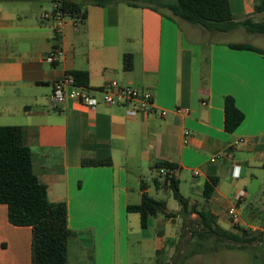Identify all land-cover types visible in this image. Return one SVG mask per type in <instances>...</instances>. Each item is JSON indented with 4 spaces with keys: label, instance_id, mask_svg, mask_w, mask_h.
<instances>
[{
    "label": "crops",
    "instance_id": "0c3cea01",
    "mask_svg": "<svg viewBox=\"0 0 264 264\" xmlns=\"http://www.w3.org/2000/svg\"><path fill=\"white\" fill-rule=\"evenodd\" d=\"M229 1L236 21L264 20V11L258 12L264 0ZM54 10V0H0V126L23 128L37 182L47 187L51 203L67 206L68 264H130L135 234H144L139 243L154 254V264L158 251L173 249L177 238L170 236V222L183 221L167 178L155 169L163 162L175 166L174 178L190 207L209 211L231 234L245 230L257 238L248 252L253 264H264V55L213 39L244 29L211 33L168 10L119 4L89 6L83 22L66 19L58 33ZM205 32L211 37L204 38ZM55 50L63 52L62 59L47 62ZM75 71L88 73L96 109L52 100L54 83ZM111 81L150 90L169 115L161 118L158 110L130 116L127 106L107 105L101 89ZM227 96L245 115L235 133L225 130ZM106 159L111 165L84 164ZM235 165L241 167L238 179ZM213 179L206 201L205 184ZM142 183L150 196L154 185L157 196L172 193L177 202L170 208L166 201L171 217H152L147 229L139 214L128 212L142 201ZM241 190L246 197L238 202ZM231 207L240 214L238 226L229 217ZM32 238V227L12 225L8 206L0 204V264H32Z\"/></svg>",
    "mask_w": 264,
    "mask_h": 264
},
{
    "label": "trees",
    "instance_id": "16d2710c",
    "mask_svg": "<svg viewBox=\"0 0 264 264\" xmlns=\"http://www.w3.org/2000/svg\"><path fill=\"white\" fill-rule=\"evenodd\" d=\"M59 9L74 20L87 18L88 7H108L126 4L133 8H149L161 13L168 10L173 18L197 25L211 33H227L244 29L251 34L264 35V20L255 22L251 18L242 21L234 19L229 0H54ZM264 11V1L258 12ZM235 50L253 51L264 55V49L251 44H230ZM131 65V58L127 57ZM75 83L88 87L89 75L86 72L70 73ZM245 120L244 113L237 107L234 97L225 98V130L235 133ZM110 159L84 161L92 166L111 165ZM160 169H175L170 163H158ZM156 188L161 186L159 179L154 180ZM216 180L205 184L206 201L210 200ZM170 185L181 207L177 215L182 219L184 233L189 231L191 237L187 242V251L179 258V264H185L189 258L201 254L207 249V242L214 240L209 250L217 252L221 248L228 250L249 248L257 238L245 230L243 235L231 234L217 226L214 216L206 210L198 211L197 206L189 203L180 194L176 178L166 180ZM142 201L138 205L128 207V212L137 213L141 217L142 229H147L149 219L163 216L170 218L167 202L150 196L142 183ZM0 204L8 206L9 222L14 226L32 227V264H68V211L65 203H51L48 199L47 187L39 184L33 171L32 154L24 144L23 128L19 126H0ZM198 219L193 220L192 215ZM163 250L157 252L155 264H168ZM162 255V256H161ZM173 264H176L173 262ZM178 264V263H177Z\"/></svg>",
    "mask_w": 264,
    "mask_h": 264
},
{
    "label": "built area",
    "instance_id": "2783aa9c",
    "mask_svg": "<svg viewBox=\"0 0 264 264\" xmlns=\"http://www.w3.org/2000/svg\"><path fill=\"white\" fill-rule=\"evenodd\" d=\"M70 15L66 12H63L59 9V5L55 2V10L52 15V20L55 22L56 31L59 33L60 29L66 19H69ZM82 20H75V24L81 23ZM63 57V52L60 50H55L49 53L47 56V62L49 63H58ZM101 92L104 94V101L107 105L114 106H127L129 107L128 115L136 116L140 113H156L159 110V116L161 118H167L169 115L168 110L159 109L153 97V94L150 90L140 89L133 86L121 85L117 81H111L106 84ZM52 100L58 104H64L67 101H73L81 103L92 109L98 107L99 101L96 96L91 92V90L86 86H79L75 83L74 77L70 74H67L63 79L54 83ZM175 113H188V111L175 110ZM186 136H189V133L186 132ZM228 157L232 159V154H228ZM218 157L211 159V162H217ZM176 169H160L159 173L161 176L166 178L174 177ZM196 176L199 175L198 171H195ZM241 176V167L233 166V177L239 178ZM246 197V191L241 190L238 192L236 200L241 202ZM229 217L232 223L235 226H238L241 220L240 214L236 207H231L229 209Z\"/></svg>",
    "mask_w": 264,
    "mask_h": 264
},
{
    "label": "rangeland",
    "instance_id": "374dc122",
    "mask_svg": "<svg viewBox=\"0 0 264 264\" xmlns=\"http://www.w3.org/2000/svg\"><path fill=\"white\" fill-rule=\"evenodd\" d=\"M262 19H257V21H261ZM204 38L211 37L208 32H205ZM221 38L223 40H227L230 42L236 43H249L257 47L264 48V40H260L256 34L248 33L246 30H240L239 33H228V34H218V36L214 37L213 39ZM264 172V170H263ZM189 175V173H187ZM135 176L136 174L132 172L130 174V187L134 190L135 188ZM154 176V175H153ZM152 175L151 172L144 171V178L151 179ZM151 196L156 199L163 198L165 201L169 203L170 208L176 206V200L174 195L171 193V197L168 195L157 196L155 191L154 185L151 188ZM171 231L170 236L171 238L176 239V245H172L173 249H170L168 253H165L166 248L163 249V256L166 258L168 264H179V258L183 254V252L189 251L187 249V242L189 241L191 234L189 231L184 233L182 224L179 226L175 221H171ZM155 227V225H154ZM145 233V236L150 235V232H142ZM144 234H135L131 237V245H130V264H154V254L148 250H143L139 241L142 239ZM207 249L205 252L201 254H197L192 256L187 260L185 264H253V254H249L248 251L253 252V244L247 250H226L225 248H221L219 251L212 252L209 250L210 247L214 246V240L207 242ZM168 247V246H167ZM248 252V253H247ZM252 255V257H250ZM162 256V255H161Z\"/></svg>",
    "mask_w": 264,
    "mask_h": 264
}]
</instances>
